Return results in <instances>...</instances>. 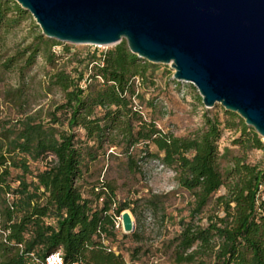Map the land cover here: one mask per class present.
<instances>
[{
	"label": "trees",
	"instance_id": "16d2710c",
	"mask_svg": "<svg viewBox=\"0 0 264 264\" xmlns=\"http://www.w3.org/2000/svg\"><path fill=\"white\" fill-rule=\"evenodd\" d=\"M27 14L15 0H0V29ZM58 43L37 30L20 52L0 61V72L14 65L22 70L41 56L50 66L46 89L60 93L48 107L27 113L25 92L17 87L12 98L21 105L19 115L0 116V264H37L34 258L56 248L67 264H124L108 239L119 211L134 209L116 200L111 181H92L87 195L78 183L88 162L110 147L125 155L129 169L140 168L138 158L156 159L188 192V217H178L165 243L174 263L264 264V141L254 129L221 107V116L204 113L190 135L164 130L143 112L138 90L152 80L155 63L130 51L123 38L83 52L65 43L56 52ZM64 56L74 61L71 70L56 65ZM236 125L232 143L242 152L260 149L262 161L230 154L220 165L229 149L219 152L217 140L223 128ZM47 154L42 165H32ZM156 196L148 199L155 208L161 202Z\"/></svg>",
	"mask_w": 264,
	"mask_h": 264
},
{
	"label": "water",
	"instance_id": "95a60500",
	"mask_svg": "<svg viewBox=\"0 0 264 264\" xmlns=\"http://www.w3.org/2000/svg\"><path fill=\"white\" fill-rule=\"evenodd\" d=\"M47 37L111 44L121 38L194 85L264 138V0H15ZM123 232L133 229L127 209Z\"/></svg>",
	"mask_w": 264,
	"mask_h": 264
},
{
	"label": "rangeland",
	"instance_id": "374dc122",
	"mask_svg": "<svg viewBox=\"0 0 264 264\" xmlns=\"http://www.w3.org/2000/svg\"><path fill=\"white\" fill-rule=\"evenodd\" d=\"M26 11L28 12L27 16L20 19L18 23L6 29H0V61L20 52V49L32 39L37 30H40L32 15L28 10ZM58 41L69 45L70 51L81 52L92 48V46L103 49L114 44ZM62 43L54 45L53 49L58 52ZM17 62L20 65L22 63L20 59ZM55 63L67 70H71V66L74 65V61L71 58H65V56L57 59ZM153 63H155V69L152 72V80L139 86L138 90L141 92L140 102L143 112L146 116L153 117L158 126L176 135H190L202 126L204 113L211 114L216 111L221 116L220 108L223 106L219 102H214L209 107L205 106L194 85L172 77L173 69L169 63ZM14 66L7 70H3L1 67V117L14 119L19 115L21 105L27 113H30L38 106L45 108L53 101L60 99V93L55 87H49L48 90L45 87L46 71L50 70V66L43 61L41 56H36L33 64L25 69L20 70ZM17 87L25 92V95L21 96L22 104L19 106L14 103L12 98L18 91ZM149 99L154 106L147 104ZM239 117L243 120L241 116ZM237 126L223 128L217 140L219 152L224 147L229 149L226 157L225 155L220 157L221 166L226 163V158L230 154L243 155L248 162L262 161L263 159L260 149L249 148L242 152L232 143L231 140L238 134ZM260 138L264 141V138L261 136ZM140 146H142L141 143L137 144V149ZM148 149L154 150L155 147L153 144H149ZM109 150L111 152L107 154ZM114 150L116 148L110 147L95 160L88 162V169L84 172L82 179L78 180L79 188L84 195H87L92 181L101 179L111 181L114 185L116 200L126 201L134 209L135 214L129 208H124L129 210L133 218V229L123 232L118 217L116 226L114 225L115 235L111 240L108 239V242L112 248L122 254L124 264H176L171 257L170 248H167L165 243L166 239L177 230L178 217H188L187 201L190 198L188 192L179 187L173 171L156 159L138 158L137 162L140 168L129 169L125 162V155ZM47 155L42 160L33 162L32 165H42L51 157L50 154ZM223 190L224 188L221 186L216 192ZM154 194L161 201L159 207L156 208L152 207L148 201ZM133 231L136 232L137 238L131 234ZM180 264L192 263L182 262Z\"/></svg>",
	"mask_w": 264,
	"mask_h": 264
},
{
	"label": "built area",
	"instance_id": "2783aa9c",
	"mask_svg": "<svg viewBox=\"0 0 264 264\" xmlns=\"http://www.w3.org/2000/svg\"><path fill=\"white\" fill-rule=\"evenodd\" d=\"M119 216L116 215L114 225L116 226V220ZM37 264H67L63 261L62 251L60 248H56L48 253H46L41 259L34 258Z\"/></svg>",
	"mask_w": 264,
	"mask_h": 264
},
{
	"label": "bare ground",
	"instance_id": "6f19581e",
	"mask_svg": "<svg viewBox=\"0 0 264 264\" xmlns=\"http://www.w3.org/2000/svg\"><path fill=\"white\" fill-rule=\"evenodd\" d=\"M167 63H170V61H169V62H167Z\"/></svg>",
	"mask_w": 264,
	"mask_h": 264
}]
</instances>
